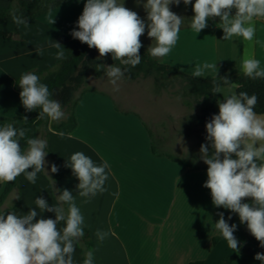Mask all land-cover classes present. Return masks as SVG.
I'll list each match as a JSON object with an SVG mask.
<instances>
[{
    "label": "crops",
    "instance_id": "1",
    "mask_svg": "<svg viewBox=\"0 0 264 264\" xmlns=\"http://www.w3.org/2000/svg\"><path fill=\"white\" fill-rule=\"evenodd\" d=\"M145 2L124 0V6L137 12L147 24ZM85 3L86 0H72L23 23L0 21V32L13 35L10 40L0 37L2 117L16 119L28 112L15 89L16 81L22 73L35 70L32 73L36 74L60 61L56 59L55 42L64 47L65 56L70 52L78 41L71 33L79 30L77 22ZM194 3L195 0L188 5L183 2L170 5L172 12L184 18V23L171 52L166 57L154 59L190 76L196 65L216 63L217 69L206 70L204 77H199L206 78L221 76L228 69L242 71V60L248 51L264 68V18H256L252 41L239 36L223 40L219 17L209 18L207 27L199 33L190 27ZM10 5V1L0 0V15ZM235 11L233 9L231 14L235 15ZM140 40L147 50L154 43L147 35V28ZM39 78L45 84L50 75ZM105 79L95 78L90 84L86 80L75 107V125L68 123L55 130L48 119L50 154L45 157V171L38 173L35 184L29 183L24 174L19 175L20 202L15 209L9 210L17 198V192L13 191L1 208L3 214L11 212L22 216L34 209L38 213L36 219H55L54 212L40 213L34 204L36 198L43 197L50 206L56 205L49 181L55 162L61 193L69 190L84 216L83 227L92 237L96 264H191L197 261L218 264L230 254L231 248L223 237L213 243L220 235L215 223L220 218L221 207L213 205L210 190L204 187L207 168L193 170L187 166L191 164L187 161L185 164L167 156H156L153 153L154 119L149 123L138 109L123 108L120 102L127 104L129 97L106 89L105 86H112ZM231 95H236L235 86L219 87L214 104L216 115L219 114L218 102ZM259 116L264 118V114ZM29 138H35L34 130ZM158 142L163 151V141ZM78 151L91 157L97 165L108 163L104 191L95 196H79V181L71 167L66 166L70 156ZM4 184L5 181H0V187ZM233 224L237 226L234 235L244 245L251 246L246 224H241L239 216ZM63 226L61 222L58 228ZM97 229L108 233L103 241L97 239ZM73 259L74 264H82L77 244ZM232 264L262 262L254 257L239 256Z\"/></svg>",
    "mask_w": 264,
    "mask_h": 264
},
{
    "label": "clouds",
    "instance_id": "2",
    "mask_svg": "<svg viewBox=\"0 0 264 264\" xmlns=\"http://www.w3.org/2000/svg\"><path fill=\"white\" fill-rule=\"evenodd\" d=\"M181 2L188 5L192 0H146L143 3L146 24L137 12L124 6V0H86L77 22L79 30H73L71 35L89 48L97 49L100 57L111 54L114 61L135 67L141 62L140 37L146 28L148 37L154 41L148 48L152 58L166 57L176 45L184 18L172 12L170 5ZM192 8L190 27L199 33L207 27L209 18L219 17L223 40L239 36L252 41L256 18H264V0H195ZM233 9L235 15L231 14ZM23 22L17 19V23ZM53 47L58 50L56 59H66L60 43L55 42ZM100 69L105 71L113 90L119 91L118 82L126 69L114 64L97 65V70ZM214 69L216 63L205 62L196 65L192 75L204 77L206 70ZM241 70L251 79H264V68L251 52H245ZM18 84L22 89L20 101L26 111L39 108L38 118L47 117L51 121L64 118L60 102L50 98L49 88L40 82L38 75L22 73ZM212 92H219V88L214 87ZM257 102V96L247 92L218 102L219 114L206 123L211 154L208 145L202 144L200 151L208 166L204 187L210 190L213 205L238 214L241 224L246 223L248 231L264 247V118L254 111ZM26 131L13 123L0 126V181L13 182L24 174L29 183L35 184L38 173L45 171L47 143L39 138H27V147L22 149L20 141L26 138ZM66 166L71 167L79 181V196H95L104 191L107 161L97 165L78 151L70 156ZM51 171H58L55 164ZM245 199L250 202H244ZM57 200L59 203L51 206L43 197L34 201L40 213L54 212L55 219H36L38 213L34 209L22 216L11 212L0 214V264H74L75 245L84 236V216L69 190H63ZM219 217L216 230L238 252L239 242L234 236L237 226H230L223 213ZM61 222L64 226L58 228ZM95 235L103 241L108 233L97 229ZM254 259L264 264V254L256 253ZM83 264H94L93 251L86 253Z\"/></svg>",
    "mask_w": 264,
    "mask_h": 264
},
{
    "label": "trees",
    "instance_id": "3",
    "mask_svg": "<svg viewBox=\"0 0 264 264\" xmlns=\"http://www.w3.org/2000/svg\"><path fill=\"white\" fill-rule=\"evenodd\" d=\"M8 1L11 2V5L0 15V21L17 23V19L29 21L38 18L72 0ZM0 37L5 40H10L13 38V35L10 33L0 32ZM139 52L141 55V62L135 67H131L130 65H122L119 61H114L111 54H108L104 58L109 63L116 64L117 66L121 67L122 70L126 69L125 75L123 77L126 81H136L141 77H153L154 83L158 88H165L171 85L179 84L183 91H189L191 95H193L194 105L199 108V113L193 116V118L189 120V123L193 127H201L204 129V133L201 135L200 140L201 144L208 145L209 154H211L212 150L210 142L207 140L206 123L210 122L212 117L216 115L214 104L217 92H212L214 87L219 88L221 86L233 85L235 86L236 95H238L239 92H247L250 96L255 94L258 98V102L254 111L258 115L264 114V79H251L244 76L242 71L235 69H228L223 75L217 77H193L152 58L149 55L148 50L143 46ZM98 53L99 52L97 49L89 48L87 44L81 43L78 40L70 52L65 56L66 59L58 61L49 69L36 72L39 77H43L45 74L50 75V78L45 83V85H47L51 93L50 98L60 102L62 111L65 114L63 119L59 121H51L52 129H60L68 123H72L74 125L76 124L75 107L84 92L83 85L88 74L92 73L96 77H101L106 74L103 69L97 70V65H103L101 59L98 57ZM33 71L35 70H30L26 73ZM19 80L16 81L15 89L20 93L22 89L18 84ZM225 80L228 82L225 83ZM39 111H41L39 108L34 111H28L24 116L16 119H6L0 115V126H3L5 123H13L14 126L27 130L26 138L20 141L22 149L27 147L26 139L29 138L31 131L34 130L35 138L46 141L47 147L45 151L50 154L48 150L49 135L46 128L49 118H38ZM24 117L27 118V121L24 120ZM189 129L191 130L190 127ZM153 153L156 156H167L173 161L187 164L184 160L167 155L158 149L154 143V140ZM53 164L56 165L55 162H53ZM187 166L193 170H204L208 167L206 164L202 166H193L192 164H187ZM49 181L51 184L53 198L56 204H58L59 202L57 200V196L61 194V191L59 186L60 177L57 175V172H52L51 176H49ZM57 189L59 191H57ZM13 191L17 192V198L15 201H13L9 210L15 209L20 202L21 189L19 185V176L15 179V181L5 182L4 186L0 187V214H3L1 208L7 197ZM244 202L250 201L245 199ZM64 207L65 210H67V205H64ZM221 213H223L225 220L230 226L234 223L235 218L238 216V214L231 212L228 209H224L223 207H221ZM229 217H231V219H229ZM247 235L252 245H244L234 235L239 242V251L237 252L231 249L230 254L227 257L222 258L218 264H232L233 261H235V259H237L239 256L255 257L256 253L264 254V247L260 246L259 241H257L249 231ZM220 238H222L221 234L214 238L213 243L216 244ZM77 247L79 249L83 264L86 253L90 250L93 251V240L86 229H84V236L78 241ZM94 264H96L95 258ZM191 264H203V262L197 261Z\"/></svg>",
    "mask_w": 264,
    "mask_h": 264
},
{
    "label": "rangeland",
    "instance_id": "4",
    "mask_svg": "<svg viewBox=\"0 0 264 264\" xmlns=\"http://www.w3.org/2000/svg\"><path fill=\"white\" fill-rule=\"evenodd\" d=\"M98 57L105 67L113 65L104 57H100L99 53ZM101 77L109 80L106 74ZM95 78L99 77L89 73L86 78L87 84L92 83ZM118 83L119 91L116 92L125 93L129 97L127 104L120 102V105L123 108L138 109L148 122L154 119L156 138L153 140L158 149H160L158 140H162L165 154L187 161L193 166L205 164L200 151L202 145L200 137L204 129L193 127L189 123V120L199 113V108L194 105L193 95L189 91H183L179 84L158 88L153 77H141L134 82L122 78ZM105 87L113 89V86Z\"/></svg>",
    "mask_w": 264,
    "mask_h": 264
}]
</instances>
